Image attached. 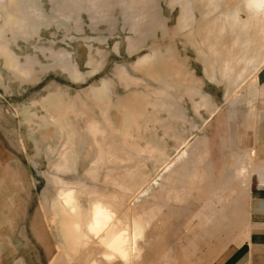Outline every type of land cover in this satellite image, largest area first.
Here are the masks:
<instances>
[{"label": "rangeland", "instance_id": "1", "mask_svg": "<svg viewBox=\"0 0 264 264\" xmlns=\"http://www.w3.org/2000/svg\"><path fill=\"white\" fill-rule=\"evenodd\" d=\"M203 1L0 0V199L10 208L3 213L10 229L17 227L18 235L24 229V243L9 234V250L23 248L26 264H129L88 229V206L96 201L118 208L116 218L134 236L133 264H184L178 252L194 209L208 199L223 210L240 203L241 196L220 192L225 174L242 171L229 160L231 153L240 155L231 129L235 121L241 126L245 84L227 102H210L203 93L192 100L198 88L182 81L183 66L191 73L204 63L213 76L216 64L222 76L239 79V65L254 62L259 52L249 58L245 40L234 48L240 32L232 33L244 25L242 36L254 40L255 28L264 43V8L252 0ZM252 16L254 27L245 26ZM204 18L213 29L206 30ZM220 33H229L231 43ZM212 108L218 109L206 121ZM155 146L163 152L154 154ZM172 160L160 185H152ZM194 165L204 171L192 174ZM194 174L203 180L193 181ZM183 186L209 192L173 195ZM69 188L78 191L84 218L66 210L59 194ZM34 217L53 248L51 259L31 231ZM73 222L93 242L70 241L64 231Z\"/></svg>", "mask_w": 264, "mask_h": 264}, {"label": "crops", "instance_id": "2", "mask_svg": "<svg viewBox=\"0 0 264 264\" xmlns=\"http://www.w3.org/2000/svg\"><path fill=\"white\" fill-rule=\"evenodd\" d=\"M256 20V17L252 16L251 22L247 21L245 26L254 27ZM243 30L244 25L239 28L238 32L234 29L232 34L237 36L240 32L238 37L246 40L245 50L250 53L248 56L259 53L255 56L254 62L252 59L247 63H239L240 70L243 72L236 81H233V75L228 78L225 75L222 76V67L216 64H214L213 76L207 73L204 63H197V68L194 66L191 73L186 64L182 65L185 69L182 81L198 88L192 100H200V93H203L208 94L210 102L217 103L218 100L227 102L235 89L239 85L245 84L241 93L242 105H244L240 113L243 116L241 126L237 127V121H235V124L232 122L235 130L231 129L232 132L236 133L235 142H232V145L239 149L240 155H232L231 153L229 160L226 149V160L239 163V170L242 168V171L241 173L238 171V175H233L234 172L225 174L223 179L227 182L223 184L225 186L224 191L220 192L221 195L225 196H241L240 203L236 204L235 208L230 207L223 210L214 201L208 199L202 201V205L199 204L194 209L193 224L188 227V234L181 240V249L178 252L182 261L184 260V264H196L195 261L198 264H264V63H261L264 60V49L262 48L264 46H261L260 50L258 45L260 32L257 29L253 28V32L258 36L254 40L243 37ZM260 42L263 45V39ZM231 71L233 74L236 72L234 69ZM196 72H198V76ZM217 84L222 85V87H218ZM195 106L198 110L201 103H195ZM217 109H208L206 121L214 116ZM210 110L214 111L213 114H210ZM232 113L233 110L227 112L226 116ZM152 150L154 154L163 152L161 146H155ZM183 150L185 149H181V151ZM196 170L204 171L203 168L194 165L192 174ZM200 176L194 174L192 180H203V178H199ZM233 179L239 181L240 185L234 186ZM206 189V187L203 188L201 194L200 188L196 189L195 187L192 192L191 188H184L183 186L174 190L173 195L187 196L193 194L201 196L208 194L209 190L206 191ZM88 207L91 211L92 205ZM109 208L113 213L119 212L118 208L113 205H109ZM233 210H236V216L232 213ZM6 224L0 205V264H14L10 262L14 259H17L16 264H23V248L13 246L12 250H9V235L8 229L5 227ZM17 225L19 227L20 223ZM235 228L236 231H234ZM17 231L19 230L15 227L13 232L15 243H24V229L21 228L20 235ZM162 250L160 254L165 259L168 255H165L164 247Z\"/></svg>", "mask_w": 264, "mask_h": 264}, {"label": "bare ground", "instance_id": "3", "mask_svg": "<svg viewBox=\"0 0 264 264\" xmlns=\"http://www.w3.org/2000/svg\"><path fill=\"white\" fill-rule=\"evenodd\" d=\"M205 1V0H204ZM203 1V2H204ZM232 1V0H231ZM251 3H257V8L258 9H263L264 8V0H252V2ZM203 5H204V3H203ZM204 7V6H203ZM206 7V6H205ZM205 9V8H204ZM207 16V15H206ZM207 20H208V18H206ZM206 19L204 18L203 20H205V28H206V30H207V28L208 27H206L207 25H209V26H211L210 24H208L209 22L208 21H206ZM217 20V19H216ZM209 21H210V19H209ZM218 21V20H217ZM183 22V21H182ZM208 22V23H207ZM212 22V21H211ZM214 22V21H213ZM185 23V22H184ZM215 23V22H214ZM182 24V23H181ZM217 24V23H216ZM223 25V24H222ZM212 26H215V25H212ZM212 26H211V28H212ZM218 26V25H217ZM216 26V27H217ZM220 26V25H219ZM262 26V25H261ZM223 27V26H222ZM210 28V27H209ZM214 28V27H213ZM212 28V29H213ZM218 29H219V27H217ZM264 28V27H263ZM212 29H210L212 32H213V30ZM218 29H216V30H218ZM201 31H203L204 32V28H202L201 27V29H200ZM210 30H208V32L210 31ZM219 32H221V31H219ZM218 32V33H219ZM234 32V31H233ZM215 33V32H214ZM222 33H223V31H222ZM213 34V33H212ZM211 34V35H212ZM216 34V33H215ZM206 35V33L204 34V36ZM211 35H210V33H209V37H211ZM220 35H222L221 33H220ZM226 35H229V33L228 34H224V35H222V37L220 38V39H222L223 37H225V39H226V42H225V45L229 42L228 41V39L226 38ZM213 36H214V34H213ZM219 36V35H218ZM218 36L217 37H215L214 36V38H218ZM206 37V36H205ZM208 37V38H209ZM220 37V36H219ZM231 37V36H230ZM219 39V38H218ZM229 39H231V38H229ZM237 41H233V38L231 39V41H233V43H235V46L236 47H234V44H233V47L234 48H237V46H238V49H241V48H243V46H245V44H243L244 43V39H241V37L240 38H238L237 37ZM216 40V39H215ZM223 40H224V38H223ZM222 40V41H223ZM235 40V39H234ZM210 41H212L211 39H210ZM259 42H260V40H258ZM209 42V41H208ZM213 42V41H212ZM258 42V43H259ZM217 43V41H215V44ZM221 43H223V42H221ZM221 43H218V45L219 44H221ZM229 43H231V42H229ZM245 43H246V40H245ZM261 43V42H260ZM210 44H212L211 42H210ZM214 44V45H215ZM224 44V43H223ZM248 44V43H247ZM264 44V43H263ZM213 45V44H212ZM222 45V44H221ZM210 46V45H209ZM208 46V47H209ZM230 46H232V45H230ZM213 47V46H212ZM216 46H214L213 48H215ZM222 47V46H221ZM232 47V48H233ZM239 47H241V48H239ZM249 47V46H248ZM219 48H220V46H219ZM223 48V47H222ZM226 48V47H225ZM231 48V47H230ZM253 48V47H252ZM210 49H211V47H210ZM237 49V50H238ZM244 49H245V47H244ZM216 50V49H215ZM236 50V51H237ZM243 50V49H242ZM213 51V50H212ZM214 52V51H213ZM220 52V51H219ZM223 52V51H222ZM225 52V51H224ZM229 52L231 53V51H230V49H229ZM241 52V51H240ZM243 52H244V50H243ZM246 52H247V50H246ZM245 52V53H246ZM235 53H237V52H235ZM215 54V53H214ZM232 54V53H231ZM231 54H227V55H231ZM244 53H242V55H243ZM248 54H250V53H248ZM216 55H217V53H216ZM224 55V54H223ZM237 55V54H236ZM219 56V55H218ZM225 56V55H224ZM224 56H222L221 55V60H222V58H224ZM241 56V55H240ZM244 56V55H243ZM251 56V58H253V56L252 55H250ZM250 56H249V58H250ZM233 57V56H232ZM246 57V56H245ZM228 58V57H227ZM239 58V57H238ZM237 58V59H238ZM219 60V59H218ZM241 60V59H240ZM245 60H247V59H244V61ZM234 61V60H233ZM248 61V60H247ZM221 62V61H220ZM236 63V62H235ZM231 65H233V64H231ZM187 152L185 151V150H183L182 151V153L180 154V155H184V154H186ZM179 155V154H178ZM179 157L180 156H178L177 157V159H179ZM176 159V160H177ZM8 163V162H7ZM174 163L176 164V161H174V160H172L163 170H162V172L158 175V177L152 182V185H160V183H159V179L161 180V176L162 177H164V174L166 173V172H169L171 169H172V167H173V165H174ZM17 174V173H16ZM15 181V180H14ZM20 182V181H19ZM22 187V186H21ZM21 187H20V190H19V188H18V193L20 194L21 193V191H22V189H21ZM77 194H78V191H76L75 189H66V190H62L61 191V193L59 194L60 196H61V198H62V200H63V204H64V206L66 207V210H68V211H71V212H76L77 213V215H75V216H78L79 218H84L85 216H84V213H83V211L81 210V208H80V206H79V203H78V197H77ZM140 194V193H139ZM1 200V199H0ZM8 200H9V198H8ZM22 200H20V202H21ZM0 203H2V213H4V210H6V211H8L10 208L9 207H7V205L8 204H6V202H4V200L2 201L1 200V202ZM5 204H6V206H5ZM109 206V205H108ZM108 206H107V204L106 203H103V202H101V201H96V202H94L93 203V205H92V208H91V211H90V213L88 214V216L86 215V217L88 218V229L92 232V233H94V235L95 236H100V237H98V238H100V240H101V243L104 245V249H109V250H111L112 252H114L115 254H118L119 256H121L122 258H123V260H125V261H128V263L129 264H133V262H134V251H135V243H134V236H133V234H132V232H129V229H128V226H126V224L123 222V221H121L120 220V218H116V215L113 213V212H111L110 211V209L108 208ZM15 203L13 204V208H12V211H15ZM58 208V207H57ZM60 210V209H59ZM61 210H63V209H61ZM88 212H89V210H88ZM87 212V213H88ZM119 213V212H118ZM73 214V213H72ZM37 216V215H36ZM5 217V216H4ZM15 217V216H14ZM118 217V216H117ZM120 217V216H119ZM7 219H9V216H7L6 217ZM11 218V217H10ZM39 218V217H38ZM38 218H36V217H34V222L31 224V231H32V233H33V235H34V237H35V239H36V242L37 243H39V244H41V245H43L42 243H44V249H45V252H46V254H47V257H48V259H51V258H53V248H52V246L49 244V242H48V239H47V236H46V232H44L43 231V227H42V224H41V222L38 220ZM90 220V221H89ZM82 221V220H81ZM87 221V220H86ZM86 221H85V223H86ZM72 222V221H71ZM80 222V221H79ZM85 223H84V225H85ZM139 224V223H138ZM7 225V224H6ZM6 225H5V227H6ZM8 227H6L7 229H8V235L10 234H12L11 232H13V229H10V227H11V225L9 226V225H7ZM83 229H84V227H83ZM88 229H86V230H88ZM136 229V228H135ZM82 228H81V224L80 223H74L73 222V225H69V231L68 230H66L65 229V231H64V234L67 236V238H69V239H71L70 241H72V242H74V241H76V243H78V244H85L86 245V243H87V245H88V243H90V241H92L93 242V240H90V241H88L86 238H85V236L83 235V233H82ZM137 231V230H136ZM135 232V231H134ZM142 232V231H141ZM62 235H63V233H61ZM61 235V236H62ZM135 235V234H134ZM94 236V237H95ZM12 237H14V236H12ZM136 237V236H135ZM11 238V237H10ZM63 238L65 239V237L63 236ZM88 238V237H87ZM98 241H99V239H98ZM9 242H10V239H9ZM63 242V244H62V248H64V249H66V244H65V242L64 241H62ZM46 243H48V244H46ZM9 244H11V242L9 243ZM73 244V243H72ZM92 244V243H91ZM95 244V243H94ZM101 244V245H102ZM90 245V244H89ZM100 245V244H99ZM102 245V246H103ZM14 246V245H13ZM80 246V245H79ZM79 246H77V247H79ZM75 247H76V245H75ZM75 248V250L76 249H78V248ZM80 248V247H79ZM99 248H101V247H99ZM102 248V249H103ZM93 251V250H92ZM99 252V251H98ZM92 253V252H91ZM111 253V252H110ZM97 254V253H96ZM95 255V254H94ZM81 256V255H80ZM107 256H109V255H107ZM112 256L114 257V254H112ZM116 256V255H115ZM116 258H117V256H116ZM118 259V258H117ZM121 259V258H120ZM91 260H93V263L95 262V259L93 258V256H92V258H90V262H91ZM118 261V260H117ZM122 261V260H121ZM124 261V262H125ZM126 263V262H125ZM23 264H26V262H24ZM54 264V263H53ZM127 264V263H126Z\"/></svg>", "mask_w": 264, "mask_h": 264}]
</instances>
